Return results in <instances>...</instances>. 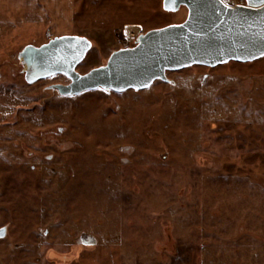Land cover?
<instances>
[{"label": "rangeland", "instance_id": "1", "mask_svg": "<svg viewBox=\"0 0 264 264\" xmlns=\"http://www.w3.org/2000/svg\"><path fill=\"white\" fill-rule=\"evenodd\" d=\"M162 1L79 0L78 70L135 45L126 23L186 17ZM48 30L0 23V264H264V55L62 94L18 58ZM81 231L96 243L69 245Z\"/></svg>", "mask_w": 264, "mask_h": 264}, {"label": "water", "instance_id": "2", "mask_svg": "<svg viewBox=\"0 0 264 264\" xmlns=\"http://www.w3.org/2000/svg\"><path fill=\"white\" fill-rule=\"evenodd\" d=\"M181 6L187 8L182 21L140 32L135 45L114 50L105 64L84 73L77 66L91 48L89 37L70 33L39 45L28 43L18 53L25 79L34 82L64 74L70 82L50 85L62 94L96 87L122 91L145 88L156 79L166 80L168 70L250 61L264 55V0L236 5L221 0L162 1L166 11L174 12Z\"/></svg>", "mask_w": 264, "mask_h": 264}, {"label": "crops", "instance_id": "3", "mask_svg": "<svg viewBox=\"0 0 264 264\" xmlns=\"http://www.w3.org/2000/svg\"><path fill=\"white\" fill-rule=\"evenodd\" d=\"M79 0H0V23L8 25L28 27H48L53 32V36L75 33L73 30L77 23L76 7ZM89 2L93 0H80ZM187 15V8L185 9ZM142 31V25L138 21ZM171 23V22H170ZM47 28L45 29L46 32ZM44 32V38L45 37Z\"/></svg>", "mask_w": 264, "mask_h": 264}, {"label": "flooded vegetation", "instance_id": "4", "mask_svg": "<svg viewBox=\"0 0 264 264\" xmlns=\"http://www.w3.org/2000/svg\"><path fill=\"white\" fill-rule=\"evenodd\" d=\"M168 71H172V70H168ZM69 82H70V78H69ZM52 84H54V83H52ZM52 84H50V85H52ZM50 85H49V87H50ZM55 89H57V88H55ZM52 132L55 135H59V134H61V133L64 132V127L58 126L57 129L56 130H53ZM121 146H124V147H122V150L125 153H126V151H129V149H130V146L129 145L126 146L125 144H121ZM51 159H53V155L52 154L51 155H48V160H51ZM1 229H4V234L3 235H0V238H4V237H6L9 234L8 233V225L1 226L0 227V230ZM37 229H38L37 231H43L42 236H44V237H46V235L49 233V229H47V228H44L43 229L41 226H38ZM249 232L251 233V235H253L256 232V229L251 228V229H249ZM94 241H95V238L91 234H89L87 232H84V231H81L74 239H72V241L69 242V245L79 244V245H82V246L83 245L84 246H87V245H91V244L96 243V241L95 242ZM43 257L46 258V256H44V254H43ZM39 259H40V257H37L36 261L39 262ZM73 261L74 260H69L66 263L67 264H71Z\"/></svg>", "mask_w": 264, "mask_h": 264}, {"label": "bare ground", "instance_id": "5", "mask_svg": "<svg viewBox=\"0 0 264 264\" xmlns=\"http://www.w3.org/2000/svg\"><path fill=\"white\" fill-rule=\"evenodd\" d=\"M140 29L139 24L137 23H126L123 28V32L126 37H131L137 33L136 31Z\"/></svg>", "mask_w": 264, "mask_h": 264}, {"label": "built area", "instance_id": "6", "mask_svg": "<svg viewBox=\"0 0 264 264\" xmlns=\"http://www.w3.org/2000/svg\"><path fill=\"white\" fill-rule=\"evenodd\" d=\"M223 2H225L228 5H236V4H244L246 3V0H223ZM52 37L53 35L51 33V30H48L46 33V38L50 39Z\"/></svg>", "mask_w": 264, "mask_h": 264}, {"label": "snow or ice", "instance_id": "7", "mask_svg": "<svg viewBox=\"0 0 264 264\" xmlns=\"http://www.w3.org/2000/svg\"><path fill=\"white\" fill-rule=\"evenodd\" d=\"M221 3H223V0H221Z\"/></svg>", "mask_w": 264, "mask_h": 264}, {"label": "trees", "instance_id": "8", "mask_svg": "<svg viewBox=\"0 0 264 264\" xmlns=\"http://www.w3.org/2000/svg\"><path fill=\"white\" fill-rule=\"evenodd\" d=\"M180 21H182V20H180ZM180 21H179V22H180ZM166 25H167V24H166Z\"/></svg>", "mask_w": 264, "mask_h": 264}]
</instances>
